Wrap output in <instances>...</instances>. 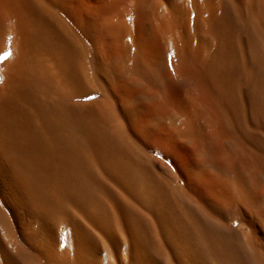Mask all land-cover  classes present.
<instances>
[{
    "label": "bare ground",
    "instance_id": "obj_1",
    "mask_svg": "<svg viewBox=\"0 0 264 264\" xmlns=\"http://www.w3.org/2000/svg\"><path fill=\"white\" fill-rule=\"evenodd\" d=\"M237 1L156 0L149 40L164 42L173 59L206 80L241 127L242 83L250 110L264 115V24L258 0H246L243 9ZM144 2L97 0L85 5L82 0H0V19L8 24L6 33H0V53H11L0 61V264L6 258H17L21 264H113L112 247L102 254L97 251L90 231L71 217V209L101 228L113 225L124 230L130 225L133 240L124 242L123 250L134 262L121 260L122 264H178L176 252L167 248L161 233H167L171 243L192 246L198 257L194 261H202L196 264H205L207 259L213 264H263V252L260 245L255 246V239L246 235L239 242L218 221L208 220L213 208L189 205L184 201L187 194L180 189L174 198L181 202V213L188 222L172 211V218L164 217L166 229L158 232L163 240L155 245L144 218L130 204L138 194V200L147 197L151 204L169 207L162 186L147 169L146 151L122 122L114 134L108 133L103 120L83 104L91 93L78 91L80 58H86L88 76L99 83L92 40L105 30V38L113 32L124 41L129 70L148 84L160 82L136 44L142 34H135L134 22H143L146 16L135 7ZM236 22L241 38L233 35ZM201 34L215 43L205 56L197 53L203 50V39L198 49L191 44V37ZM38 47L53 55L60 74L41 68ZM63 78L71 88L63 87ZM114 104L106 103L107 112L109 118L118 120L120 113ZM259 117L255 114V119ZM245 129L241 131L246 133ZM255 140L250 142L255 153L242 159L238 156L244 165L258 167L264 161V142ZM230 159L234 161L233 155ZM100 175L122 189V199L110 195ZM145 245L149 247L145 254L157 258L152 263L135 250ZM192 259L193 255L187 264H194Z\"/></svg>",
    "mask_w": 264,
    "mask_h": 264
},
{
    "label": "rangeland",
    "instance_id": "obj_2",
    "mask_svg": "<svg viewBox=\"0 0 264 264\" xmlns=\"http://www.w3.org/2000/svg\"><path fill=\"white\" fill-rule=\"evenodd\" d=\"M235 1L238 3L237 0ZM240 1L241 5L240 2L237 5L243 9L246 0H243L244 2L242 0ZM154 6H156V0H145L143 4L136 5V12L139 14L142 13L146 17L143 22H140L138 19L134 22V32L140 36L142 34L141 38L136 40V44L141 50L140 52L144 62L147 65L149 64L150 68L158 78V82H160L157 84H148L145 80L134 73V71L129 70V54L123 50L124 41L114 37L113 32H108L109 34L105 38L104 34H107L105 30L100 34L95 35L97 37L96 40L95 36L92 40V42L94 41L93 48L95 52L93 57L98 67L96 74L100 77H98L99 83H94L88 76V71L86 70V67H84L86 58H80V62L83 65L80 69L78 91L81 94L91 93L89 99H85L84 102H81L92 109L98 120H103L102 123L107 125H104V127L108 133L114 134L115 130H117L116 127L118 123L122 122L123 127L132 134L138 142H140L143 149L146 151L147 169L151 173V176L159 182V186H162L161 189L164 192L169 207L166 209L159 204H151V201L147 200V197L138 200L137 197H139V195L135 193H133V195L135 194L137 197H132L133 195H131L132 201H130V204L134 207L135 211L144 218L148 225L147 232H152L149 234L155 245H159V241H162L163 237H165L166 239L164 242L166 241L165 244L167 243V248L171 252L175 251L177 254L176 261L178 264H187L192 258V255L193 261L195 258L198 259V257H194L195 251L192 249V246H185L175 242L171 243L168 239L169 236L167 233L163 234L161 232L166 229L165 225H167L164 219L173 216L172 211H175L176 214L174 215H178L180 219L188 222L185 219L184 214L181 213V202H178V200L174 198L177 189L185 191L187 197L184 201L189 205L195 206L198 203L201 205L203 204L202 206H207V204L192 189L189 181L180 174L179 168H177L176 171H173V168L176 166H169V164L165 163V160L169 159L168 152H160V155L157 156L155 155V152L160 150L155 143L151 146H146L140 139H137L134 132H138L139 130L135 125L130 128L128 121L124 118V113L130 112L137 107L144 109V122L155 127L158 133L167 134L173 143L178 145L179 148L187 154L190 163L195 166V170L202 176L203 180L215 188L216 204L218 207L224 208L225 211L223 215L219 214L216 210L213 211L214 213H208L206 216L209 218L208 220L212 223L218 221L219 225L223 227L225 226V229H227L226 231L231 232L239 242H243L245 236L249 235L253 242L255 239L256 242H254V244L257 243V245H260L259 248H261L262 251L259 250V248L257 250L261 251V253L263 252L262 256H264V199L258 198V194L264 192V161L263 163H259L258 167L254 164L244 165L240 162V160L244 158L243 156L246 155L245 158L249 156L247 153L254 152L251 147L253 144L251 143H253L255 139L264 142V115L260 113L257 114L250 110L251 107L244 95L245 84L242 83L241 90L243 91L242 104L244 117V119H242L244 121L240 125L243 128L241 129V127L233 122L231 110L225 107L226 105L221 101V97L216 93L217 91L212 89L213 87L209 86L210 84L205 82L206 80L192 75V72L187 71L188 69L180 65L179 62L172 58V56L169 57L170 50L166 48L164 42L150 41L149 38L153 31V22L150 15L152 14L151 10ZM258 11L264 24V0H258ZM2 20L3 19H0V33L1 35H4L6 29L8 30V24L3 22L5 20ZM240 28V24L236 22L233 34L234 37L241 38L242 34ZM112 30L113 29L108 31ZM203 35L204 34L199 35V38L196 36V38L191 37L192 41L190 40L192 47H197L196 45L198 44V47H202V44L199 41L202 39L204 40L205 45L202 48L203 50L199 48V52L197 51L200 56H205L215 48L214 41L209 36ZM41 49L42 48L38 47L35 50L38 59H40L39 63L41 68L44 69V71L55 75L58 73L60 74L61 67L55 61L53 55ZM169 63H171V68L168 67ZM173 73H175V75H173ZM62 83L63 87L71 88L64 78ZM171 83H175L183 95L185 100L184 106L175 105L165 99V91ZM157 85H159V87ZM162 89L164 91H162ZM107 102H112V104L116 102L114 105L119 109L120 113L118 120L109 118L107 112L108 107L106 105ZM255 114L256 117H259L260 114L262 120L260 117L255 119ZM228 123H230V126H228ZM245 127L247 128L246 133L241 131L244 130ZM244 136L248 137L244 138ZM257 140L255 141L258 142ZM232 155L234 161H230ZM238 156H240L241 159ZM236 159L239 162L235 161ZM247 165L248 167H244ZM253 166L255 168H252ZM100 178L103 182H106L105 184L110 189L114 199H118V197L119 199H122L121 188L116 186L115 183H109L110 181H106L103 175H100ZM257 191L258 193H256ZM233 192L234 194L237 193V195H234ZM250 195H252L251 198ZM237 199L240 201L242 207L239 210L227 211V205ZM76 210L77 209H71V217L73 216L72 218L78 221L82 227L84 226L83 228L90 231L91 236L94 238L93 246L97 251L100 250L99 252L102 254L103 251L111 249L112 247V255L114 256H112L113 264L134 262L132 256L129 255L128 258L123 250L125 243L128 241L132 242L133 240L130 225H127L124 230L116 228L113 225H107V228L105 226L101 228L97 225L95 226V224L93 225L83 213L81 215V213H79L80 211ZM120 217L122 218L123 215ZM218 222H216V224ZM108 226H110L111 229L108 228ZM157 226L160 227L158 228ZM158 232L164 236L162 237ZM257 245L255 244V246ZM131 247V249H134L132 245ZM135 248L139 255H145V258L148 257L146 258V261H149V263L157 260V258L154 259L150 255L147 256L145 254L146 248H149L146 245ZM262 261L264 264V257L262 258ZM19 262L20 261L17 258H12L10 261L9 259L7 260V258L5 259V264H21V262ZM196 262L200 263L202 261L199 258V260H196L193 263L196 264ZM205 262H207L205 264H213L209 259Z\"/></svg>",
    "mask_w": 264,
    "mask_h": 264
},
{
    "label": "snow or ice",
    "instance_id": "obj_3",
    "mask_svg": "<svg viewBox=\"0 0 264 264\" xmlns=\"http://www.w3.org/2000/svg\"><path fill=\"white\" fill-rule=\"evenodd\" d=\"M85 5H92L97 3V0H82ZM92 11V9H89ZM11 55L10 52L0 53V61L6 60ZM172 54L169 53V57ZM168 67L171 68V63L168 64ZM175 75V73H173ZM167 83V81H166ZM159 87V85H157ZM162 91H164L162 89ZM165 99L170 103L175 105L184 106L185 100L181 94L179 88L175 83L168 85V88L165 91ZM125 120L128 121L129 127L132 128L134 125L139 130L134 132L137 136V139H140L142 143L146 146H151L153 143L157 145L160 151L155 152V155L159 156L160 152H168L169 159L165 160V163L169 166L175 165L173 171H176L177 168L180 169V174L189 181L192 189L200 196V198L208 204L209 207L218 211L219 214L223 215L225 209L217 206L215 201V188L207 184L203 180L202 176L198 174L195 170V166L190 163V160L187 154L179 148L178 145L173 143L169 136L165 133H158L157 129L144 122V109L137 107L136 109L124 113ZM111 195V193H110ZM251 198V195H250ZM258 198L264 199V192L258 194ZM117 207H119V202L117 201ZM242 207L240 201L234 200L227 205V211L239 210ZM235 226V225H234Z\"/></svg>",
    "mask_w": 264,
    "mask_h": 264
}]
</instances>
